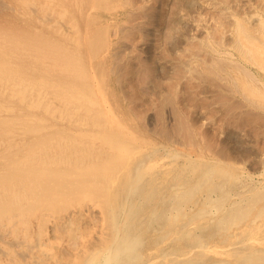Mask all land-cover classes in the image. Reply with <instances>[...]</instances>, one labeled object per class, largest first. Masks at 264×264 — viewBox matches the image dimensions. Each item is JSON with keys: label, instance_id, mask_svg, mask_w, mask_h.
<instances>
[{"label": "rangeland", "instance_id": "obj_1", "mask_svg": "<svg viewBox=\"0 0 264 264\" xmlns=\"http://www.w3.org/2000/svg\"><path fill=\"white\" fill-rule=\"evenodd\" d=\"M37 1L38 0H31V5L30 3L24 5L21 0H0V31H3L7 27L10 29L15 28L19 32L25 31L31 33L34 31V33L39 34L38 36L43 39L46 37V40L49 41L57 43L59 41L61 46L67 48V57H71V59H82L79 60L80 64H78V66L81 69V73L88 75L86 76V79L89 80V76L91 77V75H93L97 81H99L98 85L101 87L100 90L107 98L111 110H113L114 114L116 113V119L115 121L109 122L108 118H105V116L85 117L78 115L71 118L66 117L67 119L65 120V117L63 116L50 117L46 114L40 113L36 116H40V118L44 119V121L42 120V123L47 125L46 127H43L42 130L35 131V134H33V131L26 130L21 137H19L20 135H18L17 132L22 133V130H18L17 128L12 130L14 132V134L12 132V137H14L16 141L25 139L23 143L24 145H26L27 142H31L30 140L38 138H43V141L45 140L44 142L46 143L44 145L50 140L51 142H55L54 139H57V141L60 139L67 140L64 148L57 149L55 154L57 156L61 155L63 159L80 158L79 162H84L82 163L84 164L83 170L90 174V177H88L86 179L87 181H84L82 186L80 185L77 190L70 191V193H60L58 195L55 192L56 190H54L57 188L52 186L54 185V182L47 183L43 181L40 185L34 183L33 186L24 192L21 189L22 187L19 188V184L13 192L8 191L9 188L7 186L8 190L6 191L5 196L0 198V203L3 204V208L0 209V264H80L84 257V251H79L81 256H77V250L90 248L99 242H104L111 236L112 218L110 216L111 213H113L112 209L114 211L116 209L115 207L121 205V201H123V205L125 204V189L131 184L132 186H135L136 183L134 182L137 181L141 168L148 167L153 162H156L157 164L156 170L154 169V171L147 172V175L143 177V180L146 179L147 182L144 184V190L141 189L145 195L144 199L142 198L143 205L141 204L142 206H139V210L137 209L140 211L142 208L140 211L141 214H139L140 219H138L139 217L137 216V214L140 213L138 211L134 213L137 218L132 219L130 217L132 208H130L129 203H127L128 208L126 210V214H129V217L125 214L127 219H124L128 223L132 220L133 222L137 221L134 224L135 230H138V227L140 226L139 223L143 226L145 225L144 227H146V229L142 226L143 228L140 230L141 239L139 238L140 241L138 242V248H141L138 250L141 251V253L146 252L149 245L151 248L153 247L152 249H155V252L158 248H163V246L170 245V243L174 246L184 248L198 245L202 242L200 238H202V240L204 239L203 242H216L220 240L218 243H223L226 241L224 237L230 236L231 232L236 230L241 232L239 233L236 231L235 235H238V238H246L249 235H264V63H262V60L264 59V49L257 50V53H253L252 55L247 51L248 46H246L250 44L248 41L250 42L253 40L252 42L256 43L258 41L257 39H259L260 42L258 41L257 43L264 48V43H262L264 41V37H262L264 36V0H233V2L232 0L52 1V9L55 8V10H62L64 17L63 15L62 17H59L56 12H52L53 14L51 12H42V8L47 4L46 2L48 0ZM42 2L44 4H41ZM72 4L76 5L73 6ZM40 5L42 6L41 8ZM30 10L32 12H30ZM91 14L93 16H91ZM58 17L60 20L57 21L56 19ZM45 18L46 20H42ZM260 20H262V22H260ZM43 22H45V24ZM95 23L98 26H95ZM59 25L61 28H59ZM258 25L261 28H259ZM242 27H247V29H243ZM105 28L107 29L105 30ZM241 28L246 31H242ZM36 30L38 32H36ZM70 31L72 34L68 33ZM102 31L105 33H102ZM246 32L248 34H246ZM243 33H245L244 36ZM73 34L75 36H73ZM239 34L242 35H240L242 38H238L239 36L237 35ZM88 35L92 36L94 39L96 36L99 37L95 41H92L91 39V43L89 42L90 37H88ZM252 36H254L256 41ZM53 38H55V40ZM75 39L76 41H74ZM235 39H237L238 42L235 41ZM238 39L244 41L239 42ZM90 43L93 46L97 45V48L94 51L90 50L92 48L90 47ZM230 44L231 46L229 47ZM76 50L79 54L75 53ZM245 50L247 52H245ZM238 51L241 52L239 53ZM225 52H228L229 54H226ZM83 54L86 55V57ZM256 55L262 56L261 59ZM257 57H259V61L261 62L256 60ZM20 59L22 60L20 61V65L22 64L25 66L28 62L33 64L31 57H22ZM253 60H256L257 62ZM96 63L98 65H94ZM258 63L260 64L257 65ZM228 66L231 67V69H234L231 70ZM241 66L242 68H240ZM244 67L246 69H244ZM252 67H254L255 70H252ZM246 71L248 73H246ZM93 72H96V74L94 73V75ZM238 72L241 73L239 74ZM249 72L252 74L249 75ZM56 73H51V75ZM257 73H259V75ZM97 75L98 77H96ZM251 75H254V79ZM59 76L60 82L63 80L70 85L79 84L84 78L82 76H76V78L72 77L73 79L70 77L67 78L63 73ZM57 77L58 74L54 75L55 79H57ZM231 77L232 80H230ZM234 77H237V80H235ZM52 95L53 92L51 90V96ZM28 99L29 98L26 100ZM120 112L121 114H119ZM116 115H119L120 117ZM17 116L20 115L16 114L15 118ZM79 120L85 122L84 126L77 123ZM36 121H41V119H36ZM195 125L197 126L195 127ZM123 132L126 133L124 134ZM1 138H8V135L4 134L3 137L0 135V139ZM118 138H120V142H125V149L120 156V162L116 165L119 169L115 167L116 169L114 168L111 172V177L109 176L106 180H103L101 179L104 174L102 172V167L105 166L106 161L110 159L107 158L110 156L107 147L111 146L112 143H117L119 141ZM19 144H21L19 147L20 150L23 144L22 142ZM133 147L136 149H133ZM135 150L139 154L135 153ZM193 152L196 153L194 154ZM5 154L8 155V153ZM196 155L200 157L197 158ZM134 156H136V159ZM1 157L4 156L2 155ZM128 159H131L132 161L128 162ZM1 160H3V158L0 159V163ZM172 163L174 164L172 165ZM226 163H229L230 165H227ZM127 164H129L130 167H128ZM202 164H204V167ZM231 165L233 170L235 169L234 171L231 170ZM244 168L245 170H243ZM185 169L187 170L185 171ZM114 170L117 172L115 173ZM237 170L240 171L241 174ZM189 171L191 174H189ZM167 172L170 174L167 175ZM162 174L163 177H161ZM202 174H206V176L204 175V179ZM217 174L218 177L216 176ZM262 174L263 176H261ZM91 175L96 179H93ZM213 175L217 177L218 180ZM149 176L151 177L149 178ZM164 176L166 177V180L164 179ZM242 176L244 179L241 178ZM130 177H132V179L126 185V179H129ZM176 177L181 184L185 183L187 185L196 183V185H194L193 191L188 193V196L192 194L191 197L185 198L186 201L183 204V208L178 218L173 220L175 212L173 210H170V212L165 210L166 212H164L161 210L160 206L163 200L165 201V199L169 198L170 194L172 195L173 191H171L169 185L172 186L174 178L176 179ZM194 177L195 179L193 180ZM254 177L256 180L258 179L257 182L254 180ZM168 179H171L169 180L170 183L167 182ZM198 179L201 180L198 182ZM94 180L102 181L100 182L101 185H97ZM57 181L60 185L64 184L59 180ZM113 181L116 182L114 183ZM87 182H90L89 188H87V192L84 193V186H86ZM159 182L162 185H160ZM113 183L116 184L117 187L114 186ZM123 184L126 185V187ZM163 184L166 187H163ZM145 190H148V193ZM203 193L206 197L209 196V198H206ZM242 194L243 196H241ZM111 195L114 196H112L113 199H111ZM109 196L111 197L110 199H108ZM204 197L205 199H203ZM14 201H19L21 205H16ZM211 208L217 209V213L219 214H217L218 217L216 215L210 216L208 214ZM110 209L111 212L108 213ZM96 211H99L98 214ZM224 211L225 213H223ZM156 213H159L158 216ZM154 216L157 218L158 224L155 222ZM179 217H181V220ZM186 218L187 220H185ZM151 221L153 222L152 224L150 223ZM79 222L81 224H79ZM163 222H166V225L169 223L165 230L164 228H166V225L163 224ZM192 222L194 224L198 223L200 226H206L209 229L206 227L201 228L200 230H203V232H195L192 230L193 232L191 231L188 234L189 236L184 233L183 236L177 240H171L170 237L167 236L168 232H173L175 228L180 230L179 228H182L186 223L190 224L187 225L189 227L193 226ZM108 223H110V225ZM254 224H256V227H254ZM162 226L164 227L163 230ZM260 226L263 228H260ZM89 227L91 230L87 229ZM100 228H103V237H97L96 235V230ZM80 229L82 231H80ZM143 231H145V233L149 231L150 233L148 232L145 234ZM152 231H154V233H152ZM151 234H153V237ZM213 236H215V239ZM185 237H187L188 240ZM69 238L72 239L70 240ZM198 238L199 240H197ZM153 241H155L158 246H156ZM25 242L28 244L32 242V244L30 243L28 245ZM44 253H46V255ZM212 258L213 257L209 255L208 259ZM42 260L44 261L41 262Z\"/></svg>", "mask_w": 264, "mask_h": 264}, {"label": "bare ground", "instance_id": "obj_2", "mask_svg": "<svg viewBox=\"0 0 264 264\" xmlns=\"http://www.w3.org/2000/svg\"><path fill=\"white\" fill-rule=\"evenodd\" d=\"M13 1V0H12ZM39 1V0H38ZM37 1V2H38ZM42 1V0H41ZM49 1V0H48ZM46 2L47 4L44 5V7L42 8V12L46 13V12H56V14L59 15V17H62L63 15V11L62 10H55L52 9L53 8V3H51L52 1H56V0H50L49 2ZM69 1V0H68ZM113 1V0H112ZM166 1V0H165ZM214 1V0H213ZM212 1V2H213ZM21 2L24 5H27L31 3V0H21ZM63 2V1H62ZM78 2V1H77ZM85 2V1H84ZM102 2V1H101ZM104 2V1H103ZM116 2V1H115ZM120 2V1H118ZM233 2V0H232ZM253 2V1H252ZM3 3V2H2ZM5 3V2H4ZM15 3V2H14ZM58 3V2H57ZM64 3V2H63ZM100 3V2H99ZM98 3V4H99ZM114 3V2H112ZM176 3V2H175ZM179 3V2H178ZM244 3V2H243ZM249 3V2H248ZM262 3V2H261ZM37 4V3H36ZM41 4H44L43 2ZM66 4V3H65ZM71 4V3H70ZM96 4V3H95ZM107 4V3H106ZM111 4V2H110ZM118 4V3H117ZM120 4V3H119ZM221 4V3H220ZM18 5V4H17ZM22 5V4H21ZM23 5V6H24ZM58 5V4H57ZM61 5V4H60ZM68 5V4H67ZM73 5V4H72ZM76 5V4H74ZM73 5V6H74ZM79 5V4H78ZM82 5V4H81ZM97 5V4H96ZM101 5V4H100ZM99 5V6H100ZM112 5V4H111ZM115 5V4H114ZM15 6V5H14ZM20 6V5H19ZM39 6V5H38ZM69 6V5H68ZM109 6V5H108ZM162 6V5H161ZM256 6V5H255ZM258 6V5H257ZM27 7V6H26ZM29 7V6H28ZM42 6L40 5V8ZM76 7V6H75ZM81 7V6H80ZM83 7V6H82ZM92 7V6H91ZM238 7V6H237ZM246 7V6H245ZM244 7V8H245ZM253 7V6H252ZM11 8V7H10ZM32 8V7H30ZM29 8V9H30ZM57 8V7H56ZM60 8V7H59ZM77 8V7H76ZM88 8V7H85ZM111 8V6H110ZM121 8V7H120ZM151 8V7H150ZM180 8V7H179ZM213 8V7H212ZM260 8V7H259ZM258 8V9H259ZM19 9V8H18ZM39 9V8H38ZM52 11H51V10ZM116 9V8H115ZM154 9V8H153ZM210 9V8H209ZM228 9V8H227ZM32 10V9H31ZM30 10V12H32ZM73 10V9H72ZM71 10V12H72ZM79 10V9H78ZM83 10V8H82ZM88 10V9H86ZM117 10V9H116ZM161 10V9H160ZM263 10V9H262ZM28 11V10H27ZM41 11V10H40ZM74 11V10H73ZM91 11V10H90ZM89 11V12H90ZM115 11V10H114ZM205 11V10H203ZM215 11V10H214ZM34 12V11H33ZM93 12V11H91ZM118 12V11H117ZM164 12V11H163ZM237 12V11H235ZM29 13V12H28ZM35 13V12H34ZM41 13V12H40ZM47 13V14H48ZM52 13V14H53ZM77 13V12H76ZM100 13V12H99ZM108 13V12H107ZM17 14V13H16ZM26 14V13H25ZM110 14V13H109ZM112 14V13H111ZM224 14V13H223ZM235 14V13H234ZM3 15V14H2ZM27 15V14H26ZM31 15V14H30ZM43 15V14H42ZM68 15V14H67ZM71 15V14H70ZM121 15V14H120ZM119 15V16H120ZM205 15V14H204ZM238 15V14H237ZM236 15V16H237ZM240 15V14H239ZM69 16V15H68ZM84 16V15H83ZM86 16V15H85ZM90 16V15H89ZM88 16V17H89ZM91 16H93L91 14ZM114 16V15H112ZM174 16V15H173ZM200 16V15H199ZM242 16V15H241ZM30 17V16H29ZM38 17V16H37ZM40 17V16H39ZM51 17V16H50ZM57 18L56 20H60V18ZM64 17V15H63ZM206 17V16H205ZM215 17V16H214ZM232 17V16H231ZM3 18V17H2ZM35 18V17H34ZM81 18V17H80ZM117 18V16H116ZM209 18V17H208ZM32 19V18H31ZM50 19V18H48ZM66 19V18H65ZM72 19V18H71ZM161 19V18H160ZM201 19V18H200ZM206 19V18H205ZM214 19V18H213ZM221 19V18H220ZM224 19V18H222ZM262 19V18H261ZM16 20V19H15ZM42 20H46L42 19ZM63 20V19H62ZM61 20V21H62ZM67 20V19H66ZM81 20V19H80ZM79 20V21H80ZM85 20V19H84ZM93 20V19H92ZM102 20V19H101ZM118 20V19H117ZM133 20V19H132ZM155 20V19H154ZM238 20V19H237ZM254 20V19H253ZM5 21V20H4ZM11 21V20H10ZM34 21V20H33ZM52 21V20H51ZM95 21V20H93ZM103 21V20H102ZM109 21V20H108ZM214 21V20H213ZM228 21V20H227ZM40 22V21H39ZM38 22V23H39ZM60 22V21H59ZM73 22V21H72ZM88 22V21H87ZM98 22V21H97ZM220 22V21H219ZM236 22V21H235ZM243 22V21H242ZM259 22V21H258ZM257 22V24H258ZM260 22H262V20H260ZM36 23V22H35ZM45 24V22H43ZM42 23V24H43ZM66 23V22H65ZM111 23V22H110ZM238 23V22H237ZM264 23V22H263ZM21 24V23H20ZM52 24V23H51ZM56 24V23H55ZM60 24V23H59ZM91 24V23H90ZM96 24V23H95ZM106 24V23H105ZM178 24V23H177ZM181 24V23H180ZM218 24V23H217ZM241 24V23H240ZM49 25V24H48ZM108 25V24H107ZM111 25V24H110ZM245 25V24H244ZM12 26V25H11ZM46 26V25H45ZM51 26V25H50ZM58 26V25H57ZM65 26V25H64ZM72 26V25H71ZM92 26V25H91ZM94 26V25H93ZM95 26H98L97 24ZM112 26V25H111ZM218 26V25H217ZM243 26V25H242ZM259 26V25H258ZM23 27V26H22ZM29 27V26H28ZM48 27V26H47ZM53 27H55L53 25ZM88 27V26H87ZM90 27V25H89ZM88 27V28H89ZM216 27V26H215ZM59 28L60 25H59ZM76 28V27H75ZM95 28V27H94ZM103 28V27H101ZM109 28V27H108ZM243 28V27H242ZM241 28V29H242ZM247 29V27H244ZM243 28V29H244ZM259 28H261L259 26ZM28 29V28H27ZM56 29V27H55ZM65 29V28H64ZM99 29V28H98ZM107 28H105L106 30ZM240 29V27H239ZM242 29V31H244ZM66 30V29H65ZM154 30V29H153ZM185 30V28H184ZM187 30V29H186ZM212 30V29H211ZM210 30V31H211ZM214 30V29H213ZM225 30V29H224ZM258 30V29H257ZM43 31V30H42ZM55 31V30H54ZM60 31V30H59ZM240 31V30H239ZM246 31V30H245ZM244 31V32H245ZM249 31V30H248ZM262 31V30H261ZM36 32H38L36 30ZM40 32V31H39ZM111 32V30H110ZM133 32V31H132ZM214 32V31H213ZM238 32V31H237ZM47 33V32H46ZM64 33V32H63ZM66 33V32H65ZM68 33H71L68 32ZM102 33H105L102 31ZM134 33V32H133ZM239 33V32H238ZM237 33V34H238ZM250 33V32H249ZM254 33V32H253ZM262 33V32H261ZM260 33V34H261ZM42 34V33H41ZM59 34V32H58ZM61 34V32H60ZM67 34V33H66ZM72 34V33H71ZM94 34V33H93ZM100 34V33H99ZM98 34V35H99ZM109 34V33H108ZM128 34V33H127ZM172 34V33H171ZM189 34V33H188ZM208 34V33H207ZM210 34V33H209ZM228 34V33H227ZM245 33H243L244 36ZM246 34H248L246 32ZM251 34V33H250ZM249 34V35H250ZM257 34V33H256ZM264 34V33H263ZM39 34H36L33 32L29 33V32H19L17 31L15 28L14 29H10L9 27L5 28L3 31H0V135L1 137L5 135H8V138H1L0 139V147H1V151H0V159L3 158V160H1L0 163V198L5 196L6 191H11L13 192V190H15V188H17V185L19 184V188L22 187V191H26L27 189H29L31 186L34 185V183H37V185H40L41 182L45 181L47 183L49 182H54V185H52L54 189L56 190V194H60V193H70V191L73 190H77L78 187L81 185L84 181H87L86 179L88 177H90V174H88L85 170H83V166L84 162H79L80 158L75 159H71V158H65L63 159L61 155L57 156L55 153V151H57V149H62L65 146V142L67 140H58L54 139V141L51 142V140L44 145L46 142L43 141V138H37L35 140H30L31 142H27L26 145H24V141L25 139H21V140H17L12 137V130H14V128H17L18 130H22V133L17 132L18 135H20L19 137H21L23 135L24 132H26V130H30L33 131V134H35V131H40V129L42 130L43 127H46L47 125L45 123H42V120L44 121V119L40 118V116H36L38 114H46L50 117H57V116H63L65 117V120L67 119L66 117H76L78 115H82L85 117H101V116H105V118H108L109 122L115 121V114L113 112V110H111L110 105H108V101L107 98L104 96V94L102 93V91L100 90L101 87H99L98 83L99 81H97V79L91 75V77L89 76V80L86 79V74L81 73V69L78 66V64H80L79 60H82L80 58L77 59H71V57H67L66 56V52H67V48L61 46L57 42L54 41H49L45 39H43L42 37L38 36ZM50 35V34H49ZM65 35V34H64ZM103 35V34H102ZM111 35V33H110ZM109 35V37H110ZM182 35V34H181ZM212 35V34H211ZM216 35V34H215ZM241 34L237 35L239 36L238 38H240ZM253 35V34H252ZM259 35V34H258ZM44 36V35H43ZM48 36V34H47ZM63 36V35H62ZM66 36V35H65ZM68 36V35H67ZM73 36H75L73 34ZM257 36V35H256ZM261 36V35H260ZM259 36V37H260ZM69 37V36H68ZM80 37V35H79ZM89 42L95 41L98 37L94 36V38H92V36H89ZM246 37V36H245ZM244 37V38H245ZM254 39V36H252ZM251 37V39H252ZM264 37V36H262ZM63 38V37H62ZM66 38V37H65ZM133 38V37H132ZM242 38V37H241ZM247 38V37H246ZM256 38V37H255ZM50 39V36H49ZM52 39V38H51ZM55 40V38H53ZM67 39V38H66ZM73 39V38H72ZM94 39V40H93ZM159 39V38H157ZM177 39V38H176ZM180 39V38H179ZM250 39V36H249ZM262 39V38H260ZM60 40V39H59ZM64 40V39H63ZM71 40V39H70ZM135 40V39H134ZM198 40V39H197ZM239 40V39H238ZM242 40V39H241ZM255 40V39H254ZM259 42L260 40L257 39ZM57 41V40H56ZM76 41V39L74 40ZM170 41V40H169ZM178 41V40H177ZM193 41V40H192ZM235 41H237V39H235ZM244 40L239 42H243ZM247 41V39H246ZM253 40H251L250 42L248 41V43H250L248 46V52H250L252 55L253 53H257V50H262L264 48H262L263 46L256 43L252 42ZM256 41V40H255ZM136 42V41H135ZM172 42V41H171ZM238 42V41H237ZM262 42V41H261ZM64 43V42H63ZM61 43V44H63ZM66 43V42H65ZM70 43V42H69ZM92 43V42H91ZM90 43V44H91ZM225 43V41H224ZM233 43V42H232ZM245 43V42H244ZM264 43V41L262 42ZM89 44V43H88ZM179 44V43H178ZM188 44V43H187ZM246 44V43H245ZM244 44V45H245ZM77 45V44H76ZM75 45V46H76ZM218 45V44H217ZM241 45V44H240ZM243 45V46H244ZM73 46V45H71ZM163 46V45H162ZM231 46V44L229 45V47ZM235 46V45H234ZM238 46V44H237ZM236 46V49H237ZM74 47V46H73ZM79 47V46H78ZM90 47H92L90 50L94 51L97 48V45L93 46L92 44L90 45ZM100 47V46H99ZM110 47V46H109ZM240 47V46H239ZM77 48V47H76ZM134 48V47H133ZM165 48V47H164ZM235 48V47H234ZM233 48V49H234ZM245 48V46H244ZM246 48V49H247ZM79 49V48H78ZM82 49V47H81ZM107 49V48H106ZM228 49V48H226ZM88 50V51H90ZM167 50V49H166ZM194 50V49H193ZM243 50V49H242ZM71 51V50H70ZM81 51V50H80ZM184 51V50H183ZM225 51V50H223ZM232 51V50H230ZM245 50V52H247ZM74 52V51H73ZM136 52V51H135ZM178 52V51H177ZM208 52V51H207ZM239 52V51H238ZM241 52V51H240ZM239 52V53H240ZM261 52V51H260ZM263 52V51H262ZM75 53L79 52L76 50ZM91 53V52H90ZM226 54L228 52H225ZM259 53V52H258ZM86 54V53H85ZM102 54V53H101ZM180 54V53H179ZM229 54V53H228ZM236 54V52H235ZM242 54V53H241ZM250 54V55H251ZM254 54V55H255ZM264 54V53H263ZM72 55V54H70ZM84 55V54H83ZM109 55V54H108ZM243 55V54H242ZM245 55V53H244ZM86 57V55H84ZM105 56V55H104ZM179 56V55H178ZM238 56V54H237ZM259 56L260 59L262 56L260 55H256ZM256 56H252V57H256ZM264 56V55H263ZM26 58V57H31V60L33 61V64H31L30 62H28L27 65L23 66L22 64L20 65V61H22L20 58ZM77 57V56H76ZM106 57V56H105ZM251 57V56H250ZM259 57L256 58L257 61H259ZM131 58V57H130ZM212 58V57H211ZM221 58V57H220ZM264 58V57H263ZM262 58V59H263ZM91 59V58H90ZM95 59V58H94ZM134 59V58H133ZM156 59V58H155ZM254 59V58H253ZM85 60V59H84ZM106 60V58H105ZM235 60V59H234ZM239 60V59H238ZM243 60V59H242ZM256 60H253L255 62H257ZM264 60V59H263ZM262 60V63H264ZM59 61V62H58ZM117 61V60H116ZM165 61V60H164ZM230 61V60H228ZM87 62V61H85ZM98 62V61H97ZM106 62V61H105ZM227 62V61H226ZM236 62V60H235ZM234 62V63H235ZM261 62V61H259ZM102 63V61H101ZM195 63V62H194ZM239 63V62H238ZM243 63V61H242ZM248 63V62H247ZM253 63V62H252ZM106 64V63H105ZM108 64V63H107ZM232 64V62H231ZM260 63H258L257 65H259ZM94 65H98L97 63ZM134 65V64H133ZM152 65V64H151ZM235 65V64H234ZM245 65V64H244ZM264 65V64H263ZM260 65V66H263ZM108 66V65H107ZM106 66V67H107ZM181 66V65H180ZM203 66V65H202ZM230 66V65H229ZM228 66V67H229ZM252 66V65H251ZM95 67V66H94ZM105 67V68H106ZM110 67V66H109ZM151 67V66H150ZM236 67V66H235ZM238 67V66H237ZM247 67V66H246ZM256 67V66H255ZM264 67V66H263ZM262 67V68H263ZM93 68V67H92ZM96 68V67H95ZM152 68V67H151ZM202 68V67H201ZM218 68V67H217ZM227 68V67H226ZM225 68V69H226ZM231 69V67H229ZM242 68V66L240 67ZM248 68V67H247ZM258 68V67H257ZM94 69V68H93ZM98 69V68H97ZM122 69V68H121ZM150 69V68H149ZM195 69V68H194ZM229 69V70H230ZM234 69V68H233ZM231 69V70H233ZM239 69V67H238ZM237 69V70H238ZM244 69H246L244 67ZM252 70L254 69V67L251 68ZM104 70V69H103ZM186 70V69H185ZM196 70V69H195ZM243 70V69H242ZM255 70V69H254ZM93 71V70H92ZM95 71V70H94ZM128 71V70H127ZM191 71V70H190ZM194 71V70H193ZM239 71V70H238ZM260 71V70H259ZM57 72V73H56ZM100 72V71H98ZM195 72V71H194ZM217 72V71H216ZM229 72V71H228ZM236 72V71H235ZM245 72V71H244ZM258 72V71H257ZM51 73H56L58 74L57 79L54 78V75H51ZM61 73L64 74L65 77H75L76 76H82L84 77L82 82L79 84H72L70 85L68 82H64L63 80H60V76ZM91 73V72H90ZM96 74V72H93V74ZM107 73V72H106ZM124 73V72H123ZM189 73V72H188ZM233 73V72H232ZM239 73V72H238ZM241 73V72H240ZM239 73V74H240ZM246 73H248L246 71ZM94 74V75H95ZM252 74L249 72V75ZM256 74V72H255ZM259 75V73H257ZM162 75V74H161ZM233 75V74H232ZM230 75V76H232ZM248 75V77H249ZM241 76V75H240ZM246 76V75H245ZM252 76V75H251ZM250 76V77H251ZM254 76V75H253ZM252 76V77H253ZM261 76V75H260ZM98 77V75L96 76ZM134 78V77H133ZM161 78V76H160ZM235 78V77H234ZM237 78V77H236ZM235 78V80H237ZM73 79V78H72ZM254 79V77H253ZM256 79V78H255ZM75 80V79H74ZM131 80V79H130ZM195 80V79H194ZM205 80V79H204ZM232 80V77L231 79ZM246 80V79H245ZM244 80V82H245ZM71 81V80H70ZM173 81V79H172ZM190 81V80H189ZM206 81V80H205ZM234 81V79H233ZM253 81V80H252ZM250 81V82H252ZM262 81V80H261ZM219 82V81H218ZM256 82V81H255ZM264 82V81H263ZM134 83V82H133ZM112 84V83H111ZM132 84V83H131ZM264 84V83H263ZM125 85V84H124ZM127 85V84H126ZM113 87V86H112ZM140 87V86H139ZM154 89V88H153ZM264 89V88H263ZM51 90L53 92V95L51 96ZM241 90V89H240ZM258 90V89H257ZM256 90V91H257ZM237 91V90H236ZM242 91V90H241ZM131 93V92H130ZM141 93V92H140ZM136 95V94H135ZM134 95V96H135ZM128 96V95H127ZM142 96V94H141ZM166 96V95H165ZM193 96V95H192ZM162 97V96H161ZM27 98H29L28 100H26ZM116 98V97H115ZM198 98V97H197ZM139 100V99H138ZM182 100V99H181ZM230 100V99H229ZM180 102V101H179ZM258 102V101H257ZM236 103V102H235ZM157 104V103H156ZM169 104V103H168ZM199 104V103H198ZM115 105V104H114ZM162 107V106H161ZM192 108V106H191ZM138 109V108H137ZM118 113V112H117ZM20 115L17 116L15 118V115ZM121 114V112L119 113ZM126 115V114H125ZM140 115V114H139ZM118 117H120L119 115H116ZM194 116V115H193ZM212 116V115H211ZM178 117V116H177ZM199 118V117H198ZM36 119H41V121H36ZM58 119V118H57ZM60 120V119H59ZM63 120V119H62ZM70 120V119H69ZM119 120V119H118ZM147 120V119H146ZM64 122V121H63ZM119 122V121H118ZM117 122V123H118ZM77 123L81 124L84 126L85 122L79 120ZM106 123V122H105ZM121 123V122H120ZM125 123V122H123ZM202 123V122H201ZM197 124V123H196ZM80 125V126H81ZM106 125V124H105ZM122 125V124H121ZM125 125V124H124ZM175 125V124H174ZM79 126V125H78ZM197 125H195L196 127ZM109 127V126H108ZM115 127V126H113ZM120 127V126H119ZM118 128V127H117ZM125 128V127H124ZM129 128V127H126ZM120 129V128H119ZM125 130V129H124ZM131 130V128H130ZM188 130V129H186ZM123 131V130H122ZM202 132V131H201ZM76 133V132H75ZM121 133V132H120ZM124 133V132H123ZM126 133V132H125ZM124 133V134H125ZM128 133V132H127ZM14 134V132H13ZM138 134V133H137ZM182 134V133H181ZM127 135V134H126ZM139 135V134H138ZM176 135V134H175ZM193 136V135H192ZM55 137V136H54ZM57 137V136H56ZM183 137V135H182ZM232 137V136H231ZM137 138V137H136ZM184 138V137H183ZM234 138V137H233ZM19 139V138H18ZM52 139V140H53ZM69 139V138H68ZM120 138H118L119 140ZM122 139V138H121ZM127 139V138H126ZM178 139V138H176ZM42 140V141H39ZM117 140V139H116ZM115 140V141H116ZM142 140V139H141ZM189 141V140H188ZM20 142H22V146H21V151L19 150V147L21 144H19ZM54 142V143H53ZM69 142V141H68ZM74 142V141H73ZM106 142V141H105ZM138 142V141H136ZM127 143V141H126ZM130 143V142H129ZM189 143V142H188ZM187 143V144H188ZM228 143V142H227ZM234 143V141H233ZM74 144V143H73ZM76 144V142H75ZM74 144V145H75ZM235 144V143H234ZM233 144V145H234ZM237 144V143H236ZM249 144V143H248ZM72 145V144H71ZM82 145V144H81ZM124 145L125 142L122 141L120 142V140L117 143H112L111 146H108L107 151L110 152V156H105L108 159V161H106L105 166L102 167V172L103 174V180H106L110 175H112V171L115 167H117L116 165L119 164L120 159H121V154L124 151ZM132 145V144H131ZM211 145V144H210ZM225 145V144H224ZM56 146V148H55ZM127 146V145H126ZM140 146V145H139ZM207 146V145H206ZM235 146V145H234ZM252 146V145H251ZM75 147V146H74ZM85 147V146H84ZM113 147V148H112ZM93 148V147H92ZM56 149V150H54ZM69 149V148H68ZM76 149V148H75ZM133 149H136L133 147ZM140 149V147H139ZM229 149V148H228ZM100 150V149H99ZM252 150V149H251ZM105 151V150H104ZM138 151H142V150H138ZM209 151V150H208ZM68 152V151H67ZM92 152V151H91ZM107 152V153H108ZM201 152V151H200ZM5 153H8L5 154ZM63 153V152H62ZM69 153V152H68ZM135 153H138L135 150ZM134 153V154H135ZM194 154L196 152H193ZM246 153V152H245ZM76 154V153H75ZM106 154V153H105ZM139 154V153H138ZM200 154V153H199ZM198 154V155H199ZM248 154V153H247ZM251 154V153H250ZM4 157H1V156ZM73 155V154H72ZM87 155V153H86ZM196 155L197 158H199L200 156ZM253 155V154H252ZM83 156V155H82ZM133 156V155H132ZM170 156V155H169ZM188 156V155H187ZM203 156V155H201ZM225 156V155H224ZM239 156V155H238ZM69 157V156H68ZM88 157V156H87ZM91 157V155H90ZM124 157V156H123ZM136 156H134L135 158ZM171 157V156H170ZM180 157V156H179ZM185 157V156H184ZM89 158V157H88ZM129 158V156H128ZM165 158V157H164ZM187 158V157H186ZM191 158V157H190ZM208 158V157H205ZM92 159V158H91ZM98 159V158H97ZM136 159V158H135ZM162 159V158H161ZM212 159V158H211ZM89 160V159H88ZM94 160V159H92ZM101 160V159H99ZM130 161H132L131 159H128ZM161 161V160H159ZM158 161V162H159ZM195 161V160H194ZM202 161V159H201ZM216 161V160H215ZM231 161V160H230ZM99 163V162H98ZM184 163V162H183ZM221 163V162H220ZM262 163V162H261ZM101 164V163H100ZM174 163H172L173 165ZM185 164V163H184ZM219 164V163H217ZM223 164V163H222ZM227 164V163H226ZM229 164V163H228ZM227 164V165H228ZM124 165V164H123ZM128 167L129 164H127ZM133 165V164H132ZM171 165V164H170ZM177 165V164H176ZM187 165V164H185ZM191 165V164H190ZM195 165V164H194ZM198 165V164H197ZM204 164H202L203 166ZM221 165V164H220ZM219 165V166H220ZM230 165V164H229ZM250 165V164H249ZM90 166V165H89ZM217 166V165H216ZM223 166V165H221ZM259 166V165H258ZM262 166V165H261ZM120 167V166H119ZM126 167V166H123ZM157 164L156 162L151 163L148 167H142L141 171L138 175V179L137 181H135L134 183L135 186H132V184L130 186H128L127 189H125V194H124V201L125 204L123 205L121 201V205H119L118 207H115L116 209L111 213V218H112V225H111V236L106 239L104 242H99L98 244H95L94 246L90 247V248H82V249H78L77 250V256H81L79 251H84V257L81 261L80 264H264V235H258V236H247L246 238H238V235L236 234V231L239 232V230L236 231H232L230 236H225L224 239H226L225 242L223 243H218L220 242V240L216 241V242H203L202 238H200V240L202 242H200L198 245H192L190 247H178V246H174L170 243V245H166L163 246V248H156L157 251L155 252V249H152L149 245V249L144 252L141 253V251H139L140 249L138 248V242L141 239L140 236V230L141 228H143L144 226L141 225L139 223V227L138 230H135V226L134 224L137 222H133L130 221L129 223L127 221H125L127 218L125 217L126 214V210H127V203H129L130 208L131 209V215L130 217L132 219L137 218L135 216L134 213H136V211H138L139 206L142 204V198L144 199V193L141 191V189H143V187L145 186L144 184L147 182L146 179L143 180V177H145V175H147V172L150 171H154V169L156 170ZM175 167V166H173ZM185 167V166H184ZM187 167V166H186ZM199 167V166H198ZM197 167V168H198ZM201 167V166H200ZM204 167V166H203ZM214 167V166H213ZM211 167V168H213ZM225 167V165H224ZM118 168V167H117ZM170 168V167H169ZM181 168V167H180ZM192 168V167H191ZM195 168V167H194ZM208 168V167H207ZM217 168V167H216ZM219 168V167H218ZM232 168V165L231 167ZM227 168V169H230ZM236 168V167H235ZM116 169V168H115ZM119 169V168H118ZM163 169V168H162ZM201 169V168H200ZM222 169V168H221ZM237 169V168H236ZM99 170V169H96ZM159 170V169H158ZM165 170V169H164ZM169 170V169H168ZM187 169H185L186 171ZM191 170V169H190ZM195 170V169H194ZM233 170V168L231 169ZM230 170V171H231ZM235 170V169H234ZM233 170V171H234ZM239 170V169H238ZM237 170V171H238ZM245 170V168L243 169ZM260 170V169H259ZM264 170V169H263ZM262 170V171H263ZM89 171V170H87ZM172 171V170H171ZM169 171V172H171ZM177 171V170H175ZM179 171V170H178ZM183 171V170H182ZM203 171V170H202ZM227 171V170H226ZM242 171V170H241ZM115 172V170H114ZM117 172V171H116ZM115 172V173H116ZM126 172V169H125ZM129 172V169H128ZM156 172V171H155ZM161 172V171H160ZM166 172V171H165ZM167 172L169 175L170 173ZM181 172V171H180ZM179 172V174H180ZM190 172V171H189ZM218 172V170H217ZM240 172V171H238ZM121 173V172H120ZM201 173V172H200ZM219 173V172H218ZM228 173V172H227ZM234 173V172H233ZM244 173V172H243ZM247 173V172H246ZM153 174V173H152ZM166 174V173H163ZM163 174L161 177H163ZM177 174V173H176ZM184 174V173H183ZM182 174V175H183ZM191 174V172L189 173ZM222 174V173H221ZM229 174V173H228ZM239 174V173H238ZM241 174V172H240ZM118 175V173H117ZM130 175V173H129ZM181 175V176H182ZM203 176L206 174H202ZM225 175V174H224ZM223 175V176H224ZM243 175V174H242ZM251 175V174H250ZM120 176V175H119ZM173 176V175H172ZM171 176V177H172ZM177 176V175H176ZM205 176L203 177V179L205 178ZM214 176V175H213ZM218 177V174L216 175ZM220 176V175H219ZM222 176V177H223ZM229 176V175H228ZM239 176V175H238ZM236 176V177H238ZM245 176V175H244ZM247 176V175H246ZM249 176V175H248ZM253 176V175H252ZM263 176V174L261 175ZM15 177V178H14ZM91 177L93 179H96L95 177H93V175H91ZM111 177V176H110ZM121 177V176H120ZM136 177V176H135ZM151 176H149L150 178ZM179 177V176H178ZM215 177V176H214ZM215 177V178H217ZM234 177V175H233ZM118 178V177H117ZM160 178V176H159ZM166 177L164 176V179ZM182 178V177H181ZM184 178V177H183ZM208 178V177H207ZM214 178V179H215ZM243 178V176L241 177ZM100 179V180H101ZM132 177H130L129 179H126V185L129 181H131ZM195 179V177L193 178V180ZM244 179V178H243ZM264 179V178H263ZM61 181V183L64 184H59V182L57 181ZM90 180V179H88ZM100 180H94L95 183H97V185H101ZM121 180V179H120ZM153 180V179H152ZM156 180V179H155ZM162 180V179H161ZM166 180V179H165ZM171 179H168L167 182L170 183ZM173 180V179H172ZM189 180V179H188ZM201 179H198V182ZM218 180V178H217ZM252 180V179H251ZM249 180V181H251ZM254 180L255 177H254ZM258 180V179H257ZM256 180V182H257ZM93 181V180H92ZM144 181V182H143ZM149 181V180H148ZM154 181V180H153ZM182 181V180H181ZM186 181V180H185ZM190 181V180H189ZM242 181V180H241ZM114 182V181H113ZM116 182V181H115ZM114 182V183H115ZM120 182V181H118ZM166 182V181H165ZM164 182V183H165ZM201 182V181H200ZM230 182V181H229ZM234 182V181H233ZM259 182V181H258ZM94 183V182H93ZM113 183V184H114ZM168 183V184H169ZM172 183V182H171ZM187 183V182H186ZM189 183V182H188ZM231 183V182H230ZM264 183V182H263ZM262 183V184H263ZM58 184V187H57ZM89 184L90 182L86 183V186H84V193L87 192V188H89ZM119 184V183H118ZM117 184V185H118ZM160 184V182H159ZM232 184V183H231ZM248 184V183H247ZM246 184V185H247ZM36 185V184H35ZM124 185V184H123ZM126 185H124L126 187ZM129 185V184H128ZM154 185V183H153ZM162 185V184H160ZM195 184H181L180 182H178V178L176 177V179L174 178V182L172 183V186L169 185L172 195L170 193V196L168 199H165V201L163 200L162 204H161V210L166 212L165 210H168L170 212V210H173L174 213V218L173 220H175L176 218H178L179 214L181 213V210L183 208V204L186 201L185 198H190V196H188V193H191L193 191ZM8 186V188H7ZM114 186H116V184H114ZM212 186V185H210ZM235 186V185H234ZM261 186V185H259ZM117 187V186H116ZM163 187L164 186L163 184ZM168 187V186H167ZM208 187V186H207ZM224 187V186H223ZM233 187V185H232ZM237 187V186H236ZM235 187V188H236ZM262 187V186H261ZM7 188V189H6ZM158 188V187H157ZM162 188V187H161ZM199 188V187H198ZM61 189V190H60ZM113 189V187H112ZM164 189V188H163ZM168 189V188H167ZM206 189V188H205ZM209 189V188H208ZM223 189V188H222ZM231 189V188H230ZM241 189V188H240ZM259 189V188H258ZM124 190V189H123ZM144 190V189H143ZM151 190V189H150ZM149 190V191H150ZM153 190V189H152ZM166 190V189H165ZM202 190V189H201ZM221 190V189H220ZM242 190V189H241ZM249 190V189H248ZM111 191V190H110ZM114 191V190H113ZM148 193V190H145ZM156 191V190H155ZM170 191V190H169ZM168 191V192H169ZM204 191V190H203ZM115 192V191H114ZM163 192V191H162ZM146 193V195H147ZM225 194H227L226 192H224ZM231 193V192H230ZM166 194V193H165ZM164 194V195H165ZM217 194V193H216ZM56 195V196H57ZM163 195V193H162ZM201 195V194H200ZM203 195L206 197V195L203 193ZM221 195V194H220ZM230 195V194H229ZM245 195V194H244ZM8 196V195H7ZM113 195H111L112 197ZM159 196V195H158ZM157 196V197H158ZM243 196V194L241 195ZM18 197V196H17ZM108 197V196H107ZM109 196L108 199L111 198ZM114 197V196H113ZM113 197L111 199H113ZM161 197V196H159ZM205 197L203 199H205ZM209 198V196H207ZM206 197V198H207ZM235 197V196H234ZM116 198V197H115ZM147 198V197H146ZM211 198V197H210ZM239 198V196H238ZM107 199V200H108ZM151 199V198H150ZM176 200V202H175ZM201 200V199H199ZM229 200V199H228ZM246 200V199H244ZM109 201V200H108ZM111 201V200H110ZM114 201V200H113ZM149 201V200H148ZM151 201V200H150ZM232 201V200H231ZM16 203V205L20 206V202L19 201H14ZM112 202V201H111ZM110 202V203H111ZM199 202V201H198ZM238 202V201H237ZM108 203V202H107ZM147 203V202H146ZM154 203V202H153ZM157 203V201H156ZM204 203V202H203ZM202 203V204H203ZM231 203V202H230ZM93 204V202H92ZM112 204V203H111ZM120 204V203H119ZM236 204V203H235ZM115 205V204H114ZM113 205V206H114ZM143 205V204H142ZM141 205V206H142ZM145 205V204H144ZM155 205V204H154ZM190 205V204H189ZM197 205V204H196ZM229 205V204H228ZM112 206V207H113ZM148 206V205H147ZM201 206V205H200ZM226 206V205H225ZM224 206V207H225ZM150 207V206H149ZM199 207V206H198ZM223 207V208H224ZM229 207V206H228ZM3 208V204L0 203V209ZM148 208V207H147ZM154 208V207H153ZM159 208V207H158ZM226 208V207H225ZM261 208V207H259ZM138 209V210H137ZM190 209V208H189ZM188 209V210H189ZM197 209V208H196ZM78 210V209H77ZM86 210V209H85ZM142 210V208L140 209V211ZM144 210V209H143ZM147 210V209H146ZM160 210V209H159ZM222 210V209H221ZM220 210V211H221ZM226 210V209H225ZM130 211V209H129ZM138 211V212H140ZM150 211V210H149ZM161 211V212H162ZM191 211V210H190ZM196 211V210H195ZM193 211V212H195ZM264 211V210H263ZM80 212V211H79ZM97 212V211H96ZM99 212V211H98ZM97 212V214H98ZM111 212V209L108 213ZM146 212V211H145ZM148 212V211H147ZM160 212V213H161ZM192 212V213H193ZM248 212V211H247ZM74 213V212H73ZM222 213V212H221ZM225 213V211L223 212ZM256 213V212H255ZM37 214V213H36ZM140 213L137 214V216L139 217L138 219H140L139 216ZM143 214V213H142ZM159 214V213H158ZM158 214L156 213V215L158 216ZM163 214V213H162ZM208 214L210 216H217L218 217V213H217V209L215 208H211L208 212ZM218 214V215H217ZM75 215V214H74ZM129 215V214H128ZM126 214V216H128ZM135 217H134V216ZM145 215V214H143ZM141 215V216H143ZM149 215V214H148ZM155 215V214H154ZM90 216V215H88ZM147 216V215H146ZM150 216V215H149ZM181 216V215H180ZM209 216V217H210ZM129 217V216H128ZM145 217V216H143ZM153 217V216H152ZM155 217V216H154ZM254 217V216H253ZM126 218V219H125ZM181 220V217H179ZM188 218V217H187ZM187 218L185 220H187ZM212 218V217H211ZM214 218V217H213ZM264 218V217H263ZM37 219V218H36ZM101 219V218H100ZM125 219V220H124ZM130 219V218H128ZM137 219V220H138ZM147 219V218H145ZM184 219V218H182ZM205 219V218H204ZM95 220V219H94ZM131 220V219H130ZM155 222H157V218L155 217ZM162 220V219H161ZM165 220V219H163ZM178 220V219H177ZM199 220V219H198ZM197 220V221H198ZM208 220V219H207ZM215 220V219H214ZM213 220V221H214ZM97 221V220H96ZM129 221V220H128ZM140 221V220H139ZM144 221V220H143ZM160 221V220H159ZM196 221V220H195ZM203 221V220H202ZM200 221V222H202ZM23 222V221H22ZM82 222V221H81ZM177 222V221H176ZM175 222V223H176ZM199 222V223H200ZM83 223V222H82ZM143 223V222H141ZM147 223V222H146ZM145 223V224H146ZM151 224L153 223L152 221L150 222ZM166 223V222H165ZM163 222V224H165ZM193 223V222H192ZM191 223V224H192ZM14 224V223H13ZM23 224V223H22ZM79 224H81L79 222ZM89 224V223H88ZM107 224V223H106ZM110 225V223H108ZM138 224V223H137ZM149 224V223H148ZM156 224V223H155ZM162 224V223H161ZM169 224V223H168ZM167 224V225H168ZM174 224V223H173ZM178 224V222H177ZM214 224V223H212ZM37 225V224H36ZM87 225V224H86ZM147 225V224H146ZM166 225V224H165ZM165 226L166 228H164L162 226V230L164 228L167 229L168 226ZM172 225V224H171ZM187 225H190L189 223H186L185 225L182 226V228H179L180 230H177L175 228V230L173 232H168L167 236L170 237L171 240H177L180 239L183 234H189L192 230L195 232L201 231L203 232V230H200L201 228H205L204 226H200L197 224H192L193 226L189 227ZM256 227V224H254ZM53 226V225H52ZM95 226V225H94ZM137 226V225H136ZM143 226V227H142ZM239 226V225H238ZM237 226V227H238ZM242 226V225H241ZM88 227V226H87ZM156 227V226H155ZM174 227V226H173ZM259 227V226H258ZM72 228V227H71ZM76 228V227H75ZM82 228V227H81ZM93 228V227H91ZM149 228V227H148ZM158 228V227H157ZM170 228V227H169ZM168 228V229H169ZM207 228V227H206ZM235 228V227H234ZM240 228V226H239ZM260 228H263L262 226H260ZM87 229H90L87 228ZM144 229H146V227H144ZM209 229V228H207ZM206 229V230H207ZM237 229V228H236ZM244 229V228H243ZM15 230V229H14ZM91 230V229H90ZM93 230V229H92ZM212 230V229H211ZM7 231V230H6ZM36 231V230H35ZM80 231H82L80 229ZM171 231V230H170ZM192 231V232H193ZM247 231V230H246ZM261 231V230H260ZM3 232V231H2ZM85 232V231H84ZM83 232V233H84ZM89 232V231H88ZM145 233V231H143ZM149 232V231H148ZM146 232V233H148ZM156 232V231H155ZM209 232V231H208ZM207 232V233H208ZM237 232V233H238ZM7 233V232H6ZM86 233V232H85ZM102 233H104L103 228H100L98 230H96V235L97 237H101ZM145 233V234H146ZM150 233V232H149ZM152 233H154V231H152ZM158 233V232H157ZM200 233V232H199ZM241 233V232H239ZM250 233V232H248ZM258 233V232H257ZM72 234V233H71ZM109 234V233H108ZM195 234V233H194ZM20 235V234H19ZM37 235V234H36ZM83 235V234H81ZM87 235V234H85ZM153 234H151L152 236ZM158 235V234H157ZM162 235V234H159ZM196 235V234H195ZM27 236V235H26ZM39 236V235H38ZM79 236V235H78ZM156 236V235H154ZM164 236V235H163ZM186 236V235H185ZM189 236V235H188ZM217 236V235H215ZM215 236L214 239H215ZM18 237V236H17ZM16 237V238H17ZM37 237V236H35ZM40 237V236H39ZM38 237V238H39ZM84 237V236H83ZM103 237V236H102ZM153 237V236H152ZM192 237V235H191ZM212 237V239H213ZM20 238V237H19ZM140 238V239H139ZM147 238V237H145ZM158 238V237H157ZM187 239V237H185ZM193 238V237H192ZM219 238V237H218ZM3 239V238H2ZM50 239V236H49ZM70 239V238H69ZM72 239V238H71ZM70 239V240H71ZM152 239V238H151ZM166 239V238H165ZM164 239V240H165ZM211 239V240H212ZM17 240V239H16ZM21 240V239H19ZM26 240V239H24ZM35 240V239H34ZM69 240V241H70ZM144 240V239H142ZM188 240V239H187ZM193 240V239H192ZM196 240V239H195ZM199 240V238L197 239ZM23 241V240H21ZM29 241V240H28ZM44 241V240H42ZM41 241V244H42ZM46 241V239H45ZM163 241V240H162ZM167 241V240H166ZM3 242V241H2ZM151 242V241H149ZM154 244L156 246H158L155 241H153ZM164 242V241H163ZM24 243V242H23ZM26 243V242H25ZM32 244V242H30ZM29 243V244H30ZM36 243V242H34ZM144 243V242H143ZM146 243V244H147ZM18 244V243H17ZM21 244V243H19ZM28 244V243H26ZM28 244V245H29ZM161 244V243H160ZM182 244V243H181ZM22 245V244H21ZM78 245V244H77ZM154 245V246H155ZM176 245V244H175ZM185 245V244H184ZM10 246V245H9ZM32 246V245H31ZM30 246V247H31ZM142 246V245H141ZM147 246V245H146ZM160 246V245H159ZM162 246V245H161ZM188 246V245H187ZM24 247V246H23ZM22 247V248H23ZM33 247V246H32ZM26 248V247H25ZM144 248V246H143ZM155 248V247H154ZM139 249V250H138ZM18 250V249H17ZM24 250V249H22ZM28 250V249H25ZM37 250V249H36ZM43 250V248H42ZM143 250V249H142ZM8 251V250H7ZM21 251V250H20ZM34 251V250H33ZM11 252V251H9ZM60 252V251H59ZM143 252V251H142ZM40 253V252H39ZM68 253V252H67ZM6 254V253H5ZM15 254V253H14ZM22 254V253H21ZM26 254V253H25ZM24 254V255H25ZM46 255V253H44ZM23 255V256H24ZM42 256H44L43 254H41ZM209 255H211L213 258L212 259H208ZM29 256V255H28ZM1 257V255H0ZM45 257V256H44ZM217 257V258H214ZM44 260H42L41 262H43ZM26 262V261H25ZM2 263V262H1ZM6 263V262H5ZM24 263V262H23ZM18 264V263H17ZM31 264V263H30Z\"/></svg>", "mask_w": 264, "mask_h": 264}]
</instances>
